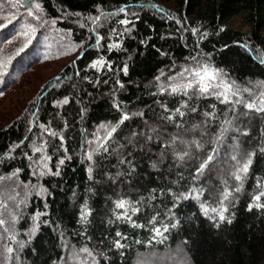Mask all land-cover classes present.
Here are the masks:
<instances>
[{
  "label": "trees",
  "instance_id": "trees-1",
  "mask_svg": "<svg viewBox=\"0 0 264 264\" xmlns=\"http://www.w3.org/2000/svg\"><path fill=\"white\" fill-rule=\"evenodd\" d=\"M260 107L264 0H0V264H264Z\"/></svg>",
  "mask_w": 264,
  "mask_h": 264
},
{
  "label": "snow or ice",
  "instance_id": "snow-or-ice-1",
  "mask_svg": "<svg viewBox=\"0 0 264 264\" xmlns=\"http://www.w3.org/2000/svg\"><path fill=\"white\" fill-rule=\"evenodd\" d=\"M29 7H32V5H29ZM37 7H38V5H37ZM29 15H32V13L29 12ZM124 71H125V73L127 72V68H126V67H125ZM185 71H187V70H185ZM194 75H195L196 77H200V76L202 75V73L199 72V71H197V72L194 73ZM204 75L207 76V69H205ZM207 79H209V81H210V80L212 79V77H207ZM187 87H189V88L196 87V90L199 91L200 93H208V92H209V87H208V85H205V86H202V87H197V86H194V85H192V84H188ZM172 90L175 92V91H177L178 89H177V88H173ZM234 94H235V93H233V95H234ZM218 95H223V96H224V100H222V102H225V101L228 100V95H227L226 92H225V93H218ZM240 102H241L240 100H237V101H236V103H240ZM64 103H67V100H65ZM246 107H247L249 110H252V109H253V105H252V104H246ZM257 110H259V111H264V107H260V108H258ZM208 159L211 160L212 157L209 156ZM61 163H62V161H61ZM243 170L246 171V170H247V166H245ZM199 171H202V169H200ZM237 179H239V177H237ZM225 199H227V196H225ZM257 199H259V197H257ZM119 206H120V207H123V202H122ZM220 219L223 220L224 217L221 216ZM165 231H167V228H165ZM155 232H156L157 235H161L159 229H155ZM117 235L119 236L120 233H117ZM117 246L120 247V246H122V245H120L119 242H117Z\"/></svg>",
  "mask_w": 264,
  "mask_h": 264
},
{
  "label": "rangeland",
  "instance_id": "rangeland-1",
  "mask_svg": "<svg viewBox=\"0 0 264 264\" xmlns=\"http://www.w3.org/2000/svg\"><path fill=\"white\" fill-rule=\"evenodd\" d=\"M48 68L55 69V65L48 66ZM12 185H13V187H16L17 184L13 183ZM12 200H13V198H12ZM2 243H3V238L0 237V247L2 246ZM171 256H170L171 259H165V260L156 259V258L150 259V263H148V264H188V262L183 258L182 252L180 250L175 251L174 254Z\"/></svg>",
  "mask_w": 264,
  "mask_h": 264
}]
</instances>
